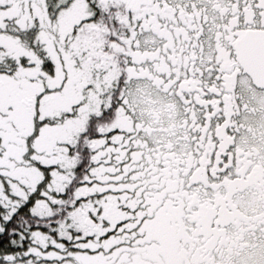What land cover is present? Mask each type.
Returning a JSON list of instances; mask_svg holds the SVG:
<instances>
[{
    "label": "snow or ice",
    "instance_id": "snow-or-ice-1",
    "mask_svg": "<svg viewBox=\"0 0 264 264\" xmlns=\"http://www.w3.org/2000/svg\"><path fill=\"white\" fill-rule=\"evenodd\" d=\"M0 264H264V0H0Z\"/></svg>",
    "mask_w": 264,
    "mask_h": 264
}]
</instances>
